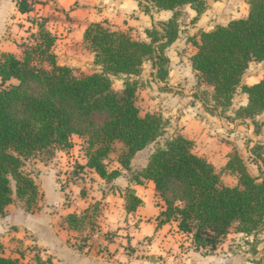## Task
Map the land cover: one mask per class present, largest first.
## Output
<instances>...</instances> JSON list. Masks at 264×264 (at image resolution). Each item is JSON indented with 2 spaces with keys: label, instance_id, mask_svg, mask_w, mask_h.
<instances>
[{
  "label": "trees",
  "instance_id": "trees-1",
  "mask_svg": "<svg viewBox=\"0 0 264 264\" xmlns=\"http://www.w3.org/2000/svg\"><path fill=\"white\" fill-rule=\"evenodd\" d=\"M139 2L146 12L165 9L174 10L175 15L161 23V28L148 29V41L99 22L89 24L84 41L100 66L94 73L77 74L72 67L58 63L53 49L57 36L48 30L45 18L32 19L38 30L20 43V57L0 52L1 83L18 81L0 88L1 215L16 198L25 202L27 211L38 209L42 193L35 178L25 171L26 161L46 154L48 164L58 150L72 146L73 135L84 138L87 167L112 182L122 175L121 167L131 170V160L138 151L166 133L168 121L161 113H141L137 105L139 84L133 77H138L144 63L151 61L156 78L168 80L167 50L180 34L178 15L187 5L198 14L204 13L207 0ZM248 2L247 17L203 31L199 40L190 38L197 46L191 63L198 72V85L205 82L212 86L210 94L215 104L211 108L228 109L239 88L247 93L248 104L241 106L235 117L251 120L258 135L261 124L256 116L264 114V76L252 85L242 84V78L252 61L264 60V0ZM17 4L22 13L33 10L29 0H18ZM114 77L124 79L121 90L114 87ZM203 95L200 91L193 94L213 114ZM116 142L123 145L115 160L120 168H110ZM254 145L252 159L264 162V141ZM193 149L194 141L176 133L151 152L145 168L132 175L138 183H155L164 201L159 224L175 221L181 231L192 234L197 249L211 250L232 229L248 235L264 229V178L251 174L243 156L234 153L226 169L237 175L238 184L226 185L215 166ZM126 198L128 211L142 204L131 189ZM95 213L97 208L81 215L69 214L65 220L70 229H77ZM36 263L52 264L49 258L40 256ZM0 264L24 263L0 250Z\"/></svg>",
  "mask_w": 264,
  "mask_h": 264
},
{
  "label": "crops",
  "instance_id": "crops-1",
  "mask_svg": "<svg viewBox=\"0 0 264 264\" xmlns=\"http://www.w3.org/2000/svg\"><path fill=\"white\" fill-rule=\"evenodd\" d=\"M17 1L0 0V52H11L20 57V43L28 40L31 33L38 30L32 19L45 18L48 30L57 36L53 49L58 63L84 74L100 69L95 63L94 52L84 41L89 24L99 22L110 29L128 32L134 39L148 41V29L154 26L161 28V23L168 22L175 15L174 10L165 9L146 12L139 0H29L33 2V10L29 13H22ZM248 1L207 0L208 7L202 14H198L190 5L182 8L181 14L184 12L190 15V20L185 22L187 26H183L180 14L178 15L180 34L167 50L170 72L168 80L161 82L168 86L171 93L163 94L146 111L161 110L165 114V104L169 101H177L178 97L184 100L182 102L194 99L192 94L200 88L206 87L212 91V86L205 82H201L202 86L198 88V72L191 63L197 46L190 38L199 40L203 31H211L217 25H227L231 20L247 17ZM186 29L190 34L187 35ZM253 62L261 63H250L242 78V84L252 85L263 78L264 71L251 72ZM143 67H147V62ZM152 71L154 82L159 83L154 69ZM195 75L196 82H193ZM113 79L120 80L119 82L122 80L117 77ZM248 101L247 93L239 88L232 106H246ZM197 103L190 105L191 109H196V113L190 111V114H196V117L190 119L186 111V115H180L178 133L194 141L193 151L215 166L226 185L235 186L238 184V177L226 167L232 140L238 142L241 139L228 126L211 120L212 114L204 111L203 106H197ZM198 113L200 117L197 116ZM240 122L246 123L249 135H256L251 120L240 119ZM76 138L80 140L78 148L84 153L79 160L81 169L92 171L93 179L67 181L63 188L61 180L70 175L67 169H72L75 163L70 156ZM250 139H253L250 142L254 144V137L250 136ZM71 141V147L58 150L52 161L43 164L38 176L32 175L42 193L39 209L35 212L13 210L5 219L10 223L22 222L19 228L24 232L29 231L32 248H36L43 259L49 258L52 264H264V261L256 255L253 256L242 245L244 242L253 243L252 235L236 232L234 229L223 237L215 250L197 249L192 241V234L181 231L177 222L159 224L157 218L164 208V201L152 180L138 183L133 176L125 174L127 171L130 173V170L121 167L122 175L109 182L94 169L87 167L84 138L73 135ZM147 148L135 154L131 160V168L139 171L147 166L150 156L148 154L141 165L138 166L135 162ZM113 168H120L119 163ZM128 189L142 200V204L129 211L126 209ZM94 205L100 208L96 227L102 235L96 233L86 244H81L76 229H70L65 219L69 214L91 212ZM63 220L66 225H62ZM109 232H114L115 235L106 239L103 235ZM5 251L4 255L21 260L19 255Z\"/></svg>",
  "mask_w": 264,
  "mask_h": 264
},
{
  "label": "rangeland",
  "instance_id": "rangeland-1",
  "mask_svg": "<svg viewBox=\"0 0 264 264\" xmlns=\"http://www.w3.org/2000/svg\"><path fill=\"white\" fill-rule=\"evenodd\" d=\"M180 19L182 22L183 26H187L186 21L190 20V15L182 12L180 14ZM36 24V23H35ZM188 30V29H186ZM190 34V31L188 30L187 35ZM186 48V47H185ZM152 66L149 61H147V67H143V70L141 74L138 77H133L135 80L138 81L139 84V89L137 90V105L140 108V111L143 115L148 113L150 110L151 106H153L155 103L153 102H158L157 99L161 98L163 94L165 93H171L169 92L170 89H168V86L161 83L154 82V77H153V71H152ZM251 72H254L255 70H258L259 72L264 71V62H253L251 64L250 68ZM155 72V70H154ZM77 74H84L80 72H76ZM94 73V72H93ZM121 79V78H120ZM15 80V81H14ZM12 81H9L5 84H2L0 82V88L8 86L10 84L18 82L16 79ZM14 81V82H13ZM120 81V80H119ZM118 80L114 81V87L121 90L124 87V79L119 82ZM193 82H196V75L193 76L192 78ZM202 85L200 84L198 88H200ZM198 91L204 93V98L208 99V104L210 105V109L213 110V114L207 110L204 105L202 104L201 100L199 99H187V101H184L182 98L178 97L177 101H173L165 104V114L161 112V110H157L154 112H159L161 113L168 121L167 124V130L166 133L158 139L157 142L152 143L144 153H141L137 159H136V165H141L145 158L147 157V154L150 155L151 152L160 144H163L168 138L171 136L175 135L178 133L179 130V121H180V115L188 113L190 119L192 117H196V114H190V111H193L196 113V109H191L190 105L192 103H197V106H203L204 111L209 114H212L210 117L211 120L214 122H221L225 126H228L230 128V131L236 132L238 137H240L241 141L238 138V142L235 140H232V146H230L231 150L229 151L228 154V159H230V156L234 153H238L239 155L243 156V158L246 161L247 167L250 170L251 174L255 176H261L264 178V162L254 160L251 157L252 154V148L255 146L254 144L256 142H263L264 141V114L256 116V121L261 124L260 127V134L256 135H249L248 128L246 126V123H241L240 118H236L235 114L236 111L240 108H236L234 106H230L228 109H223L221 107L217 108H211L215 104L214 101L211 98L212 93L210 94V91L205 87L204 89H198ZM197 92V91H195ZM194 94V93H193ZM192 94V95H193ZM180 99V100H179ZM168 105V107L166 106ZM196 107V106H193ZM163 107H160L162 109ZM190 109V110H188ZM200 109V107H199ZM186 111V113H185ZM200 117V114L198 115ZM193 119V118H192ZM238 119V120H234ZM250 123H253L252 121ZM249 124V123H248ZM242 125V126H240ZM253 125V124H252ZM254 127V125H253ZM250 136L254 137L255 143H251L250 140L253 141V139H250ZM222 138L226 139L225 136ZM74 147L73 150L71 151V156L73 157V160L75 163L72 165V169H67V172H70V175L67 177H63L61 180L62 182V187L64 188V185L66 184L67 181H72V180H77L79 178H89L93 179L92 177V171L90 170H83L81 169V164L79 163V160L82 159V156L84 153L80 151L78 146H80V140L79 138H76L74 142ZM113 151L111 152V157L109 162V167L113 168L117 166L116 159L117 156L121 154L123 145L120 142H116L113 145ZM262 152L261 150H258ZM70 154V152H69ZM149 157V156H148ZM45 159H46V154H41L36 157H30L26 161V166H25V171L31 175L38 176L41 173V169L43 167V164H45ZM46 165V164H45ZM137 168V167H136ZM137 169L131 168L129 171L130 173H125L128 175H133L134 172H137ZM82 174V175H81ZM68 178V179H67ZM231 180V179H230ZM39 204H41V201H39ZM93 208H97V213L94 215H89L90 217L87 219L88 221H85L83 224H79L78 228L76 229V232L79 235V240L81 242L87 241L88 239H92V236L96 233L100 234V231H96V223H97V214L98 211L100 210L99 206L94 205ZM92 208V209H93ZM39 209V208H38ZM13 210L15 211H25L26 210V205L25 202L22 201L21 199L16 198L13 204L9 206V209L7 208L6 214L3 216L0 214V250H2L4 253L6 252L5 250L11 252L12 254L19 255L21 257V261L24 264H37L36 263V257L38 255V250L36 248H32L33 245H31V235L29 234V231L24 232L22 229L19 228V225L22 224L20 221H16L15 223H10L9 221L5 220L7 214L12 212ZM37 209H35L33 212H35ZM27 211V210H26ZM101 214V213H100ZM97 215V216H96ZM62 225L65 223V220L61 221ZM66 225V224H64ZM102 235V234H100ZM115 233L109 232L103 236H107L108 239H111ZM253 238V243L251 244H246L245 242L242 244L246 246L247 250L252 253V255L258 256L261 261H264V229L260 230L256 234H251ZM30 244V245H29ZM260 253V254H258Z\"/></svg>",
  "mask_w": 264,
  "mask_h": 264
},
{
  "label": "built area",
  "instance_id": "built-area-1",
  "mask_svg": "<svg viewBox=\"0 0 264 264\" xmlns=\"http://www.w3.org/2000/svg\"><path fill=\"white\" fill-rule=\"evenodd\" d=\"M68 179V178H67Z\"/></svg>",
  "mask_w": 264,
  "mask_h": 264
}]
</instances>
